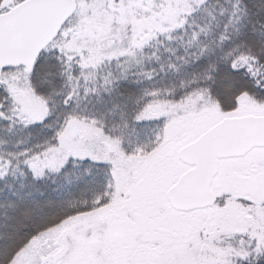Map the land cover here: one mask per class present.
Segmentation results:
<instances>
[{"label": "snow or ice", "instance_id": "6c2138e0", "mask_svg": "<svg viewBox=\"0 0 264 264\" xmlns=\"http://www.w3.org/2000/svg\"><path fill=\"white\" fill-rule=\"evenodd\" d=\"M0 264H264V0H0Z\"/></svg>", "mask_w": 264, "mask_h": 264}]
</instances>
